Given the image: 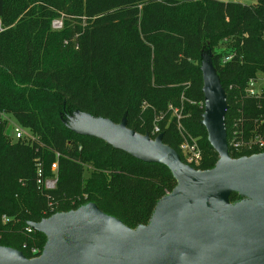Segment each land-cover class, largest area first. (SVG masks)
<instances>
[{"label":"trees","instance_id":"obj_1","mask_svg":"<svg viewBox=\"0 0 264 264\" xmlns=\"http://www.w3.org/2000/svg\"><path fill=\"white\" fill-rule=\"evenodd\" d=\"M247 1L0 0V247L37 258L47 238L29 223L89 203L130 229L147 226L177 187L166 166L74 133L76 113L162 136L183 162L180 145L191 137L202 151L193 167L214 169L219 157L202 125L205 49L226 95L230 157L264 153L234 147L264 136V92L247 94L264 73V0ZM4 114L30 138L7 137ZM38 170L54 189L39 186Z\"/></svg>","mask_w":264,"mask_h":264},{"label":"water","instance_id":"obj_2","mask_svg":"<svg viewBox=\"0 0 264 264\" xmlns=\"http://www.w3.org/2000/svg\"><path fill=\"white\" fill-rule=\"evenodd\" d=\"M208 142L219 160L199 171L162 142L127 128L126 121L82 114L70 120L81 136L105 142L145 163L166 166L177 182L160 200L150 223L133 230L89 203L29 226L47 238L41 255L28 259L0 247V264H264V153L229 155L225 91L211 59L202 68ZM13 126L6 130L9 137ZM242 199L236 204L230 196Z\"/></svg>","mask_w":264,"mask_h":264},{"label":"built area","instance_id":"obj_3","mask_svg":"<svg viewBox=\"0 0 264 264\" xmlns=\"http://www.w3.org/2000/svg\"><path fill=\"white\" fill-rule=\"evenodd\" d=\"M255 80H252L249 82L247 94L250 97H259L264 90L257 91L254 88ZM174 115L179 119L180 114L177 110H174ZM13 126L10 136L13 141L22 140L24 138H30V134L26 133V130L22 129L20 126H16L14 124H11ZM160 129L159 127L155 126L154 128V134H159ZM234 147L236 150H240L243 148H248V150H251L253 148H257L258 150H264V136L256 135L253 139H250L248 142L239 141L237 143H234ZM180 152L184 158V163L192 168L193 166H198L202 161V151L197 143V141L191 137H186L184 142L180 145ZM52 171L55 172L57 169V165H52ZM195 169V168H194ZM38 184L41 187H44L46 190L54 189L55 187V179H50L43 181L42 180V173L41 170H38ZM32 229V228H31ZM34 230V229H32ZM35 252V251H34Z\"/></svg>","mask_w":264,"mask_h":264},{"label":"rangeland","instance_id":"obj_4","mask_svg":"<svg viewBox=\"0 0 264 264\" xmlns=\"http://www.w3.org/2000/svg\"><path fill=\"white\" fill-rule=\"evenodd\" d=\"M243 2H249L247 0H242ZM64 27V19L63 17L61 16V18H58V19H55L53 20L52 22V29L55 30V31H60L62 30ZM2 30V27H1V21H0V31ZM223 51V48H220L219 49V52H222ZM212 58V53L210 50L208 49H205L203 54H202V68H203V65L209 61L210 59ZM258 78H261V81H260V85L264 86V73H261V74H258L257 75V79ZM174 114V113H173ZM80 114H75L74 116V119H77V117L79 116ZM2 118L9 124V126L11 124H14L16 126H18V124L16 123V121L13 119V117L11 115H8V114H4L2 116ZM70 124V122H69ZM26 133H29L28 131H26ZM241 201H247V198H243L241 199Z\"/></svg>","mask_w":264,"mask_h":264},{"label":"crops","instance_id":"obj_5","mask_svg":"<svg viewBox=\"0 0 264 264\" xmlns=\"http://www.w3.org/2000/svg\"><path fill=\"white\" fill-rule=\"evenodd\" d=\"M232 1H238V2L245 3L242 0H232ZM245 4H249V2H246ZM260 81H261V78H258V79L255 80V83H254V88L257 91H259V92L262 91V90H264V86L260 85Z\"/></svg>","mask_w":264,"mask_h":264}]
</instances>
